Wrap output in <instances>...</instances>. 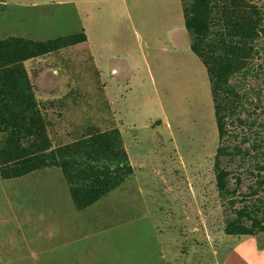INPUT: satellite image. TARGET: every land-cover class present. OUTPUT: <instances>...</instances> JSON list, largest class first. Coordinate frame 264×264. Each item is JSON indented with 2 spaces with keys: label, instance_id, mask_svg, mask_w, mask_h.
<instances>
[{
  "label": "rangeland",
  "instance_id": "1",
  "mask_svg": "<svg viewBox=\"0 0 264 264\" xmlns=\"http://www.w3.org/2000/svg\"><path fill=\"white\" fill-rule=\"evenodd\" d=\"M192 2L99 0L92 18L73 14L69 21L60 19L69 5L0 0V42L60 45L50 62L57 82L49 87L36 82L47 54L30 59L29 71L22 64L31 87L0 77V114L14 116L0 121V264H223L239 241L264 237V0H237L229 10L224 0L212 5L209 40L229 30L225 13L255 35L234 40L250 58L231 79L238 97L222 141L209 76L185 29L183 9ZM86 35L91 47L61 53L86 43ZM90 52L106 82L121 69L117 97L97 82ZM69 60L87 67L93 82L86 84L78 68L69 77L62 69ZM43 91L51 95L46 101L38 97ZM96 136L111 140L113 163L86 157L107 149L90 141ZM121 140L133 175L121 159ZM19 145L29 153L49 146L41 158L55 151L57 166L49 158L48 166L17 176L35 166L11 162ZM65 161L72 166L63 169ZM90 164L108 168L109 192L79 211L71 190L89 185L80 172Z\"/></svg>",
  "mask_w": 264,
  "mask_h": 264
},
{
  "label": "trees",
  "instance_id": "2",
  "mask_svg": "<svg viewBox=\"0 0 264 264\" xmlns=\"http://www.w3.org/2000/svg\"><path fill=\"white\" fill-rule=\"evenodd\" d=\"M214 1L215 0H193L190 7H185L183 12L185 17V28L194 37L191 50L203 62L209 76L219 139L222 141L226 135L228 119L233 117V111L236 108L235 100L238 97L235 87L231 84V79L246 67L247 60L250 58V53L248 50L245 49V47H241L237 43H234V40H249L254 38L255 35L250 30L242 29L240 21L234 17V13H225L223 20L225 18V24L230 25L229 30L227 31L226 29L227 32L225 36H221L215 40H209L210 28L213 18L212 5ZM224 1L227 4L230 3L227 10L230 8H235L233 2H237V0ZM60 40L62 41V39L57 41ZM226 40L228 41V44L225 43ZM21 43V40H7L0 42V64H2L0 67V77L2 76L6 78L9 76H14L18 80H23L24 86L27 85L28 87H31L27 73L22 64L30 59L52 53L58 49L60 45L59 43L44 45L42 43L33 42L21 45ZM32 99L33 97L30 95L26 98L27 101ZM24 100L25 98L21 96V103H23ZM13 118L14 116L8 114L6 109L0 114V121L2 122H6L8 120L14 121ZM90 141H92L93 144H99V142H101V146H105L107 149H105V153L103 151L100 153L95 151L93 154L87 152L86 157L88 159L93 160L95 163H101L104 161V159L112 163L114 160H117L114 159L115 156H113V154L110 153L107 155V153H109V149L111 148L110 139H104L103 137L96 136ZM122 145L123 143L121 140V159L125 160L128 175H133L134 170L130 164L127 152ZM29 148L21 145L13 148L15 149V152L14 160L11 161L12 163L15 164L18 162L19 166L22 168L31 163L35 165L34 167L28 168L23 172L21 168H19L17 176H25L33 171H37L39 167L48 166L46 163L48 162V159L55 158L57 153L55 151H51L49 154H46L44 158H41V155L48 151L49 146L42 147L41 145H36L33 147L35 151L34 153H29ZM223 153L224 150L222 147L218 148L216 158L218 159ZM3 154L4 153L0 152V156ZM116 156L118 159L120 158L118 155ZM111 157L112 159H110ZM42 159H44V161H41ZM57 163L58 162L54 160L52 164L57 166ZM69 166H72L70 161L63 162V169H66ZM108 171L109 170L107 167L100 170L98 167L92 166V164H90L87 172H90V174L94 175L92 176L93 180L87 179L90 176L86 171L80 172V176L84 180L89 181H86V183H89V185L87 184L85 187H74L71 190L73 202L78 210H85L108 194ZM218 184L220 189H225L226 177L222 172L218 175ZM228 231L229 234H234L232 231H230V229Z\"/></svg>",
  "mask_w": 264,
  "mask_h": 264
},
{
  "label": "crops",
  "instance_id": "3",
  "mask_svg": "<svg viewBox=\"0 0 264 264\" xmlns=\"http://www.w3.org/2000/svg\"><path fill=\"white\" fill-rule=\"evenodd\" d=\"M103 1L105 4H112V5H114V2L125 3V0H113V1L103 0ZM43 2H46V3L50 2L54 5V7H59L61 9L65 8L69 5L71 11L69 13L65 14V16L60 17V19L62 18V19L72 21V19L75 15H76L75 17L82 18L83 20H89L90 18H92L90 13L94 9L95 5L98 4L99 0H45V1L43 0ZM47 6H45V7H47ZM72 12H74V13H72ZM49 14H51V12H49ZM73 14H75V15H73ZM50 17H54V16L52 15ZM54 18H59V17H54ZM83 32L85 33L86 31L83 30ZM187 33H188V31H187ZM183 34H185V33H183ZM86 37H87V35H86ZM78 47H91L90 38L87 37L86 43H82V44L75 45L73 47H69L68 49L62 50L61 53L65 52V51H70V50L78 48ZM90 55H91L92 62L94 64V68L92 69V71H95L97 73V77H98L97 82L104 83L105 87H106V91L111 92L112 97H117L116 96V93H117L116 90H118V88H120V86H121V69L120 68L119 69H113L112 73L116 74L115 81H113L111 79L112 81L106 82L105 78L103 79V77L105 75L104 69L101 66L96 65L95 57L93 56V54H91V52H90ZM55 56H56V53L52 52V53L47 54L46 56H44L41 59L44 62V66L43 67L40 66L36 82L38 85L39 84L42 85V82H43V84H45L44 88H47L52 83L57 82V79L55 78V76L51 75L52 74L51 72L56 71V69H55L56 65L50 63L52 61L53 57H55ZM68 62L70 64L69 65H62V69L64 70V72H67V68L70 69L69 74H68L69 77H71V75H72V74H70V71L78 68V72L81 76H83L82 72H84L85 79L83 81H85L86 84H88V82H93V79H89V78L86 79L87 77H89V75L87 74L88 73L87 67H85L83 65L76 66L78 61L72 62V60H69ZM29 63H32V61L29 60L25 63V66L27 69H28ZM28 71H29V69H28ZM90 73L91 72H89V74ZM29 74H31V73H29ZM33 81L35 82V80H33ZM87 86H89V85H87ZM38 87H40V86H38ZM86 90H88V89H86ZM49 93L50 92L43 91V94L41 92L38 95V97L40 99L46 101V99H49L51 97V95ZM87 110H89V108ZM89 113H93V112L89 111ZM59 125L61 126L62 124H59ZM121 136H122V138L124 136L122 134V132H121ZM123 142H125L124 138H123ZM126 148H127V150H126ZM126 148H125V150L128 153L127 155H128L129 161H132V163H133V158L130 154V151L128 149L127 144H126ZM133 170H134V168H133ZM223 264H264V237H250V238H246L244 240L239 241L233 247V249L230 251V253L228 254V256L225 259Z\"/></svg>",
  "mask_w": 264,
  "mask_h": 264
}]
</instances>
